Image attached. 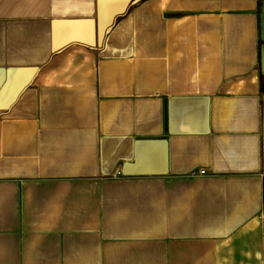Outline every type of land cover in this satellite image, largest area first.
I'll return each mask as SVG.
<instances>
[{"label": "crops", "instance_id": "crops-1", "mask_svg": "<svg viewBox=\"0 0 264 264\" xmlns=\"http://www.w3.org/2000/svg\"><path fill=\"white\" fill-rule=\"evenodd\" d=\"M261 1L0 0V264H264Z\"/></svg>", "mask_w": 264, "mask_h": 264}, {"label": "water", "instance_id": "water-1", "mask_svg": "<svg viewBox=\"0 0 264 264\" xmlns=\"http://www.w3.org/2000/svg\"><path fill=\"white\" fill-rule=\"evenodd\" d=\"M259 37L262 43L260 47L261 72L264 74V0L261 1L259 8Z\"/></svg>", "mask_w": 264, "mask_h": 264}, {"label": "trees", "instance_id": "trees-1", "mask_svg": "<svg viewBox=\"0 0 264 264\" xmlns=\"http://www.w3.org/2000/svg\"><path fill=\"white\" fill-rule=\"evenodd\" d=\"M261 88L264 89V74L261 72L260 74Z\"/></svg>", "mask_w": 264, "mask_h": 264}, {"label": "built area", "instance_id": "built-area-1", "mask_svg": "<svg viewBox=\"0 0 264 264\" xmlns=\"http://www.w3.org/2000/svg\"><path fill=\"white\" fill-rule=\"evenodd\" d=\"M206 172H205V170H203V169H201V170H199L198 171V175H204ZM263 218H264V216H263Z\"/></svg>", "mask_w": 264, "mask_h": 264}]
</instances>
